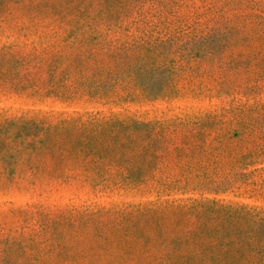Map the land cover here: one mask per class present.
<instances>
[{"label":"rangeland","instance_id":"1","mask_svg":"<svg viewBox=\"0 0 264 264\" xmlns=\"http://www.w3.org/2000/svg\"><path fill=\"white\" fill-rule=\"evenodd\" d=\"M219 1L94 0L101 8L97 20L103 21L104 32L106 24H117L108 37L129 44L146 41L147 48L160 50L149 55L145 93H130L137 89L126 79L121 86L131 88L128 92L116 88L104 98H92L85 78H69L62 69L49 77L46 64L33 75L36 84L46 86L38 92L25 85L27 80L19 82L15 66L6 68L0 58V136L17 116L55 122L90 113L135 116L151 123L152 135L146 149L145 193L128 185H97L91 179L94 165L68 157L40 155L33 163L16 154L0 159V264H156L150 248L154 251L157 238L142 242L141 228L133 226L137 209H145L148 202L160 208L151 212L152 227L167 199L208 197L264 208L262 176L237 173L261 164L242 165L235 155L248 153L252 146L253 135L242 131L263 126L264 32L252 36L244 33L253 31L250 27L232 34L211 29ZM85 5L81 0H0V46L15 43L16 51L44 47L61 54L78 49L89 36L70 30L69 24L54 35L49 23L68 22ZM224 5L231 14V5ZM101 6L113 7V12ZM207 35L227 43L210 52L197 51L195 42ZM83 46L99 47L91 42ZM158 62L160 67H155ZM66 82L71 89L65 88ZM156 129L158 143L153 139ZM231 137L239 143L234 140L231 146ZM226 178H231L226 189H206V182ZM164 180L185 185L159 195L152 189ZM174 221L168 222L172 230Z\"/></svg>","mask_w":264,"mask_h":264},{"label":"trees","instance_id":"2","mask_svg":"<svg viewBox=\"0 0 264 264\" xmlns=\"http://www.w3.org/2000/svg\"><path fill=\"white\" fill-rule=\"evenodd\" d=\"M225 1L220 0V4H215L217 12L211 29L232 34L250 27L253 31L244 33L252 36L264 32V0H228L226 3L231 5L229 9L232 11L229 15L225 9ZM81 2H86V5L68 22L49 23V33L54 35L61 34L69 24L70 30L80 29L81 33L89 36L83 37V42L77 45L78 49L71 48L70 52L63 54L44 47H23L16 51L15 43H10L0 46L3 66H15L19 82L27 80L25 85H32L38 92L46 88L36 84L33 78L37 67L42 64L47 65L49 77L55 76L62 69L63 74H67L69 78H85L88 83L84 85L92 98H104L114 93L113 89L116 88L124 93L128 92L131 88L121 86L122 80L126 79L137 89L130 93L148 91L147 73L151 67L148 64L149 55L160 50L147 48L146 41L129 44L121 37H108L109 31L116 28L117 24L114 27L112 22L106 24L108 27L104 32L101 27L103 21L97 20L101 12L100 5L94 0ZM101 7L109 14L113 12V7ZM94 10L95 14L92 15ZM207 36L209 37L195 42L197 51L210 52L227 43V39ZM86 42L95 43L99 47L83 46ZM116 42L118 45L113 46ZM160 62L154 64L155 67H160ZM81 72L83 73L80 75ZM69 85V82L64 84L65 88L71 89ZM61 93L64 95L65 90ZM14 118L17 120L12 119L15 122L7 123L0 136V159L16 154L22 160L29 157L28 160L33 163L40 155H49V158L68 157L94 165L92 169L95 171L91 179L97 185H128L143 193L148 190L146 149L152 138L150 122L120 113L109 116L90 113L55 122L46 117ZM261 118L262 127L242 131L247 136L253 135L249 141L252 144L249 152L245 154L239 151L235 155H238L242 165L261 164L254 171L237 173L239 176H247L258 172L262 176L261 186L264 187V114ZM153 139L157 143L161 141L157 129ZM227 140L231 146H235L236 139L231 137ZM236 141L239 143L238 139ZM244 143L241 142L240 145ZM176 147L183 149L182 145ZM100 165L105 167H99ZM229 181L231 178L217 182L213 180L206 182L205 186L212 190L226 189ZM183 186H178L176 181L164 180L152 190L159 192V195L168 194L174 187ZM260 193L264 195V188ZM151 204L150 201L145 209H137L133 226L140 227L144 233L138 234L142 242L147 241L149 236L157 238L153 243L154 251L150 248L151 259L156 264H264V208L208 197L167 199L164 213L162 211L161 215H156L158 217L153 221L152 227L151 212L160 208L154 209ZM172 219H175L172 224L176 226L174 230L168 227L171 226L168 222Z\"/></svg>","mask_w":264,"mask_h":264}]
</instances>
